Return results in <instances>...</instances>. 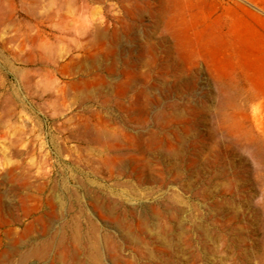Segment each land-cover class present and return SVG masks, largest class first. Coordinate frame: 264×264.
Listing matches in <instances>:
<instances>
[{"label": "rangeland", "instance_id": "1", "mask_svg": "<svg viewBox=\"0 0 264 264\" xmlns=\"http://www.w3.org/2000/svg\"><path fill=\"white\" fill-rule=\"evenodd\" d=\"M0 264H264V0H0Z\"/></svg>", "mask_w": 264, "mask_h": 264}, {"label": "bare ground", "instance_id": "2", "mask_svg": "<svg viewBox=\"0 0 264 264\" xmlns=\"http://www.w3.org/2000/svg\"><path fill=\"white\" fill-rule=\"evenodd\" d=\"M127 227H128V226H127ZM130 227H131V226H130ZM130 227H129V228H130ZM129 228H128V229H129ZM131 229H132V227H131ZM129 230H130V229H129ZM129 230H128V231H129ZM94 231H95V230H94ZM79 232H80V231H78V233H79ZM92 232H93V231H92ZM130 232H131V231H130ZM98 234H99V233H98ZM79 235H80V234H79ZM79 235L76 234L75 237L73 236L74 239L72 238V239L74 240V242H73L72 244H73V247H74L75 251H76L78 248H80V247L78 246V245H79V242H80V240H79V238H80ZM93 236H94V237H92L93 239H91V240H92V243H90V244H91V245L96 249V251L98 252L99 249H97V247L100 246V245H98L99 241L97 240V236H98V235H97V231H95V232L93 233ZM61 237H62V236H61ZM81 237H82V236H81ZM64 238H65V237H64ZM84 239H86V237H85ZM86 240H87V239H86ZM86 240H85V241H86ZM138 240H139V239H138ZM51 241H52V240H51ZM62 241H63V238H62ZM62 241H61V245L63 244ZM140 241H141V240H140ZM71 242H72V241H71ZM84 243H86V242H84ZM87 243H88V242H87ZM102 243H103V242H102ZM58 244H60V241H59ZM82 244H83V243H82ZM90 244H88V246H89ZM56 245H57V244H56ZM63 245H64V244H63ZM85 245H87V244H84L83 246L85 247ZM49 246H50V245H49ZM108 246H109V245H108ZM113 246H114V245H113ZM8 248H9V247H8ZM42 248H43V246H41L40 251L42 250ZM62 248H63V247H62ZM68 248H69V246H67V250H68ZM86 248H87V247H86ZM111 248H113V247L111 246ZM111 248H110V249H111ZM17 249H18V248H17ZM34 249H35V248H34ZM91 249H92V248H91ZM101 249H102V248H101ZM101 249H100V250H101ZM8 250H9V249H8ZM35 250H36V249H35ZM64 251H66V250H64ZM68 251H69V250H68ZM68 251H67V252H68ZM79 251H80V250H79ZM5 252H6V251H5ZM32 252H33V251H32ZM44 252H47V251L45 250ZM67 252H66V253H67ZM69 252H70V251H69ZM9 253H10V252H9ZM74 253H75V252H74ZM99 253H100V252H99ZM3 254H4V253H3ZM32 254H33V253H32ZM75 254L77 255L76 257H78L79 254H77V253H75ZM75 254H74V255H75ZM62 255H63V254H62ZM40 256H41V255H40ZM29 257H30V255H29ZM76 257H75V258H76ZM77 261H78V260H77Z\"/></svg>", "mask_w": 264, "mask_h": 264}]
</instances>
